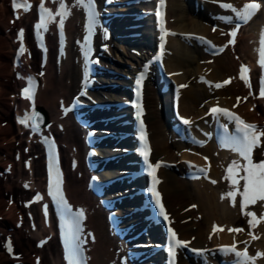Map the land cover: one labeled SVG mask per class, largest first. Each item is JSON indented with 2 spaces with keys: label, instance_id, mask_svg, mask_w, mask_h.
<instances>
[{
  "label": "bare ground",
  "instance_id": "obj_1",
  "mask_svg": "<svg viewBox=\"0 0 264 264\" xmlns=\"http://www.w3.org/2000/svg\"><path fill=\"white\" fill-rule=\"evenodd\" d=\"M241 1L197 0L198 7L194 5L193 0H166L165 2L166 25L173 29L176 35L166 36L163 61L165 69L170 71L173 81L187 85V87L178 90L176 109L187 119H191V123L185 124L184 127L199 138L204 137L208 130L213 113L208 111L207 107L213 103L235 109L247 119L255 120L257 125L264 128L262 117L264 97H261L256 89V77L255 91H253L245 81L240 79L238 74L242 63L241 57H244V60L248 62L250 69L248 79L250 81L253 76L264 72V68H261L258 63L260 57L257 51L260 48L261 32L264 30V11L256 12L239 29L234 45H229L222 52L219 51L215 54L205 52V47L209 44L207 41L220 44L227 38L226 30L232 24L219 19V17H235L230 9L221 7V3H231L239 9ZM48 2L55 12L57 0H48ZM64 2L71 9V15L64 23V51L60 54L56 53L55 34L52 28H48L46 59L44 63H41L39 49L34 45L31 35L30 22L34 17L33 8L31 7L28 12L12 10L9 0H0V264H37L34 261L35 257L39 258V264H62L59 248L55 236L52 234L55 221L50 217L49 212L44 219V215L39 211L40 200L32 202L30 199L31 193L42 183L43 153L36 139L38 134H29L28 127L23 128L21 124L14 122L15 115L27 107L26 100L17 94L27 72H34L38 76L35 105L39 109L37 112L39 117L44 118L41 124L43 131L53 134L58 139L65 165L63 180L65 191L75 205L85 209L84 222L93 237L88 241L87 246L89 264H120L118 257L125 254V249L129 245V242H122L121 239L109 233L104 213L98 207L97 200L84 187L85 172L87 171L83 163V154H81L83 153L81 146L84 129L68 117L59 114L60 105L66 102L80 86L79 76L82 70V63L77 53V41L83 21L82 10L75 5L74 0H64ZM147 2L143 0L133 5L134 8L141 7L139 10H142L145 8L143 5ZM14 11H17L18 19L17 16H12ZM127 18L128 16L124 12L118 19V32L122 30ZM56 19L59 20L60 17L57 16ZM212 22L216 23V31H213L212 25L214 24H211ZM151 25L150 16H144L135 26L138 35L133 38L135 39L133 42L128 43L122 39L117 41L112 38L104 40L108 47L107 50L102 51L100 58L102 62L109 66L115 60L109 52L119 53L116 54L117 56L114 54V57L122 61L123 64L119 65L118 63L117 67L119 66V70L123 72H129L134 64L138 63L139 59L149 51L150 45L148 44L152 39ZM19 27L24 29L27 51L19 57V62L14 65L12 54L16 45L15 31ZM187 33L195 36L187 35ZM200 37L206 39H200ZM41 73L43 75H40ZM200 74H204L215 82L223 78L232 79L227 85L217 88L203 80L200 81L198 79ZM121 80L118 76L115 81ZM107 90L108 97H113L115 93L121 92L120 89L117 91L108 88ZM100 92H104L103 89L86 91L93 97L101 96L102 99H105ZM250 92L251 95H249ZM238 93L241 96L245 95L247 99L238 101L234 98V95ZM166 94V91H155L152 80L145 81L144 119L151 143V156L164 161L158 168L160 176L158 187L178 235L184 241H190V246L205 247L207 249L203 253L205 259H202L214 263L216 259L211 254H216L215 246L218 243L234 241L236 247H246L241 242V237L245 236V240L250 237L248 234L251 230L250 227L249 229L248 227L241 228V232L229 231L224 227L222 220L225 221L230 217L228 226H234L238 222H233V219L240 215L239 211L243 212L242 209L237 208L236 199L234 206L236 214H230L227 209H229V205H233L232 200L227 197L224 200L214 191V186L218 185L217 178L221 179L222 171H225L232 161H238V159L231 152L228 159L222 158L228 153V150L217 149L209 140L201 146L182 140L177 132L168 126L171 121L175 120L171 115L170 103ZM110 99L108 98V100ZM258 120L261 123H257ZM109 122L111 123V121ZM73 126H75L74 130ZM110 127L113 129V126ZM186 146H189L188 150H186ZM33 155H36L37 158L34 159ZM18 156L19 158H17ZM70 158L76 159L73 166H69ZM186 160L196 161L203 166L208 163V174L216 178L215 185L203 178H186L182 174L184 169L189 166L186 164ZM168 162H172V164H167ZM4 167H9V172L2 171ZM101 171L103 172V170ZM234 175L235 178H238L244 173L242 170L238 174L234 171ZM230 180L229 187H234L236 191L239 188L238 191H240L244 181L239 179L237 186L233 185ZM124 186L127 185L124 184ZM9 199L11 203H9ZM256 203L258 207L254 213L255 219L259 222L252 229V235L258 234L260 238L257 242L252 239L249 244V249L253 250H250V253L253 255L255 251L262 253L264 247V244L263 247L260 244L262 231H264V219L261 218L260 213L264 210V201ZM192 205H196V207L193 208ZM129 220L132 223L136 221V219ZM213 224L218 226V230L215 232L212 229ZM134 225L133 228H135ZM219 228L223 230L221 231ZM155 234L156 230L152 228L135 240L153 239L156 237ZM43 235L48 236L45 240L46 243L43 246H36L35 242ZM9 238L12 246L11 252L5 247V240ZM186 252L183 258L178 255L177 264H193V262L201 264L200 261H203L199 259L198 255L193 256L190 252ZM156 256V254L150 257L142 256V259H138L136 262L127 261L123 264H145L151 259L157 261ZM188 257L192 262L188 260ZM40 258L42 259L40 260ZM255 261H258V258ZM249 263L253 264L252 261Z\"/></svg>",
  "mask_w": 264,
  "mask_h": 264
},
{
  "label": "snow or ice",
  "instance_id": "obj_2",
  "mask_svg": "<svg viewBox=\"0 0 264 264\" xmlns=\"http://www.w3.org/2000/svg\"><path fill=\"white\" fill-rule=\"evenodd\" d=\"M59 2V8L54 12L52 9H49L45 6L44 0H41L39 5V13L40 18L38 23L35 25V28L37 30V35L39 38L42 39V36L40 35L41 30L46 31L48 28L49 23L53 22L57 16L60 17L59 19V28L60 31L63 32L64 29V23L65 20L71 15V9L69 6L64 2V0H58ZM216 2V0H214ZM76 6H82L85 8V11L87 13V19H88V25H87V32L88 35L85 37V41H89V38L94 34V30L96 25L98 24L97 17L99 13L96 10V0H75ZM221 7L225 9H230L234 14L235 18L238 21H243L244 23H247L255 14L256 12L261 8V5L256 2V0H252L250 3H245L242 8L237 9L233 4L231 3H221ZM13 8L14 10H18L20 8H23L25 12L30 11L31 9V3L30 0H13ZM164 8H165V0H159V10L156 12L157 17H159L161 26L164 25ZM17 19L19 16L16 17ZM219 19L224 20L226 22H231L233 17L232 16H222L219 17ZM240 23H237L235 27L232 29L228 35L231 37V39L228 40L227 44L221 46L219 48V51L222 52L224 48L228 47L229 45H234L236 40V36L238 33V30L240 28ZM213 31H216V28L213 27ZM162 36H161V44H160V50L161 55L164 51V37L166 35H176L175 32H170L167 29L162 28ZM223 34V33H222ZM23 36H24V29H20L18 33V39L21 42V48L18 52V55H23L27 49L24 47L23 44ZM104 39H109V35L107 31L104 32ZM200 39H206L203 37H200ZM207 43L211 44V41H207ZM213 47H216L215 45H212ZM102 47L107 50V44L102 45ZM46 51V49H45ZM92 49L90 45L87 48V51H85L84 55L87 58L89 54L91 53ZM259 53V60L258 63L261 66V68H264V30L261 32V39H260V48L257 49ZM30 55V53H29ZM97 62L98 61H94ZM146 69L147 65H145V71H141L136 79V96H137V103L135 107L137 108V117H141L143 113V108L141 104L142 99V84L143 81L146 79ZM250 71L248 66L241 65L240 70V78L243 79L246 83V85L251 88V83L248 77L245 75L246 72ZM40 75H43L41 73ZM22 78V77H19ZM203 80V77L201 78ZM232 78H229L228 80H225L223 82H218L215 84V87L219 88L224 85H227L230 83ZM206 83H210L205 81ZM187 87V85H179V88ZM34 88H35V80L33 77H28V86L22 89L21 94L26 98L34 101ZM82 95L86 94V90L81 93ZM252 93L250 92L249 95ZM260 96L264 97V77H261L260 81ZM247 99V98H245ZM237 100L239 101L240 98L238 97ZM68 109H65V112H67ZM214 114L218 115H224L227 116L229 120H232L236 124L237 132L239 135L236 136H228L226 137L224 143L222 144L223 147L231 148L233 151L239 153V155L246 161L245 164H241L239 161H232V163L228 166L226 169L227 176L226 179H231V183L233 185L239 184V181L235 178L234 171L238 174L240 170L243 171L244 175L240 176L239 179L244 181L243 185V191L240 192V195L242 196L241 201V209L243 210L248 205H254L257 201H264V159H261L259 162H254L252 157L253 149L260 145L261 137H264V128L261 126L255 124V123H248L244 121L239 115L231 112L228 109L221 108V107H213L210 110ZM38 119L39 114L33 112L32 116H27L25 119L18 120L21 123H26L29 119ZM181 121L184 124H190L191 121L189 119H186L184 117L180 118ZM225 129H227V125H223ZM146 126L143 122V120H140V140L142 141V148L140 149V152L142 156L144 157V160L147 162L149 160V151L150 146L148 144L147 136H146ZM33 130H38V125H33ZM45 142L47 141V138H45ZM199 143L203 144V141H198ZM27 151V149H26ZM19 158V156L17 157ZM207 159V158H205ZM162 162H157L156 164L148 163V169L150 170V175L153 178L152 187L150 189L151 193L155 197V204L158 207L159 215L163 217L165 221L169 220V216L165 210L164 204L162 203L161 194L156 190V184L159 183V181L156 178V169L160 167ZM10 170V168H9ZM200 171H205L204 169H200ZM212 183H216V181H212ZM27 187V185H25ZM239 188H237V191ZM48 194L53 198L55 203L58 206V209L61 212V218L65 221L67 232L62 233V236L65 240V258L69 261V264H84V259L81 255L82 249L80 246V235L81 232V221L84 218V210L81 209L75 213L72 212V209L70 205L68 204L67 200L65 199V195L63 192V175L62 172L59 169L58 164V155L55 154V142H51L49 145V192ZM228 196L233 197L232 203L233 206H235V192L230 191L227 193ZM224 198L223 196L221 197ZM39 199H43L42 196L37 194V197L34 198V201L36 202ZM11 203V201H9ZM31 203V202H29ZM27 206V205H26ZM191 207H196V205H192ZM47 208L48 206L44 205V211L45 216L47 217ZM187 211V209H186ZM246 216H251L253 219H249L248 223L250 228L255 227L254 219H255V213L254 212H244ZM262 219H264V214H262ZM259 221H257L258 223ZM218 230V226H213V232ZM219 230H223L222 228H219ZM229 231H235L240 232L242 229H229ZM169 241L167 244V251L170 254V260L169 264H175L176 261V255H177V249H183L186 248L190 241H184L182 239L178 238V234L176 231L169 227ZM211 238V237H209ZM254 239L257 237H253ZM46 243V241H41L39 246H43V244ZM246 243V242H245ZM5 247L8 249L9 252L12 251L11 241L9 238L8 243L5 244ZM193 252L196 253H203L204 249H191ZM222 251L225 253H234L236 259L233 261V264H248L249 261H252L254 264V261L257 257L264 255V253L257 252L256 257L249 256L247 253V250L244 251H237L235 244L231 246H222ZM37 264H39V258H37Z\"/></svg>",
  "mask_w": 264,
  "mask_h": 264
},
{
  "label": "rangeland",
  "instance_id": "obj_3",
  "mask_svg": "<svg viewBox=\"0 0 264 264\" xmlns=\"http://www.w3.org/2000/svg\"><path fill=\"white\" fill-rule=\"evenodd\" d=\"M211 24H216V23H211ZM214 25H212V27H215ZM245 31V30H244ZM243 34H245V32H243ZM116 44H120V43H118V42H115ZM238 51V50H237ZM110 53H112V52H110ZM238 53V52H237ZM114 54L115 53H112L111 55H113V58H115V60L113 61V62H111L110 64H109V66H112L113 68H116V69H118L119 70V66L117 67V64L119 63V65H122L123 64V62L122 61H120V60H118L116 57H114ZM117 55L119 54V53H116ZM115 54V56H117ZM238 55H239V53H238ZM244 57H241V61H244ZM121 68V67H120ZM233 72H234V70H232ZM111 75V74H110ZM256 76V75H255ZM115 80H116V78H118V76H114L113 77ZM254 78V77H253ZM255 80V79H254ZM201 81V80H200ZM252 89H254L253 91H255V88H254V85L252 86ZM257 123H261L260 122V120H258L257 121ZM75 129V126H73V130ZM82 154V153H81ZM230 155L231 154H229V153H226L222 158H224V159H228L229 157H230ZM33 158L34 159H36L37 158V156L36 155H33ZM233 158V157H232ZM261 159H264V141H263V143L261 144V146L260 147H258V149H256V152H255V161L254 162H259ZM226 169L227 168H225V171H222V174H221V179H220V177L219 178H217V184L218 185H216V186H214L215 187V190H214V187L212 186V189L215 191V192H217L216 194H217V196H219V197H221V196H223L224 198V200L226 199V197L228 196L227 195V190L230 188L229 187V180L230 179H226V178H224V177H226L227 176V173H226ZM7 173V172H6ZM84 175V174H83ZM222 178H224V179H222ZM221 181V182H220ZM222 182H225V183H222ZM213 185V184H212ZM214 185H215V183H214ZM224 185V186H223ZM227 185V186H226ZM223 186V187H222ZM226 186V187H225ZM207 188H210V187H207ZM216 188H218L217 190H216ZM220 188H222V189H220ZM225 189H227L226 190V192H225ZM225 193H224V192ZM243 191V189L241 188V190L240 191H236V195H235V197H234V199H235V202H236V199H237V208H239V210H241V201H242V196L239 194L240 192H242ZM9 201H10V199H9ZM257 202H260V201H257ZM261 204H262V202H261ZM226 207H227V205H226ZM258 207V204L256 203V204H254V206L253 205H249V206H247L244 210H243V213H241V211H239L240 212V215H237L238 217L237 218H234L233 219V222H235V223H237V224H242V226H241V228H243V229H246L247 227H248V229H249V223H248V221H249V219H253L251 216H246L245 214H244V212H255V210H256V208ZM228 210V212H230V214H232V215H235L236 213L234 212V206L231 204V205H229V209H227ZM199 213V212H198ZM240 217V218H239ZM229 218L230 217H228L225 221H223L222 220V222H223V225H224V227L225 228H228V222H229ZM237 221V222H236ZM257 225V224H256ZM255 225V226H256ZM231 227H232V225H230L229 226V228L231 229ZM252 229H254V227H251V230L248 232V234H249V236L251 237V235H252V233H253V230ZM241 232V231H240ZM262 239H261V241H260V244H261V247H263V244H264V231H262ZM259 238H260V236H257V238H255V240H256V242L259 240ZM254 239V238H253ZM251 241H252V239H251ZM249 247V246H248ZM254 249H255V247H253ZM252 248V249H253ZM251 250V249H250ZM251 251H253V250H251ZM262 253H264V247H263V252ZM184 254L183 253H180V258H183L184 256H183ZM254 257H256V256H254ZM258 258V261H255L254 262V264H264V255H261V256H259V257H257ZM42 258H40V260H41ZM248 264H250L249 262H248Z\"/></svg>",
  "mask_w": 264,
  "mask_h": 264
}]
</instances>
